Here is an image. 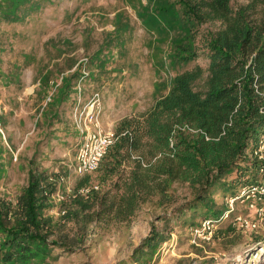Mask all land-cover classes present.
Instances as JSON below:
<instances>
[{"label":"rangeland","instance_id":"obj_1","mask_svg":"<svg viewBox=\"0 0 264 264\" xmlns=\"http://www.w3.org/2000/svg\"><path fill=\"white\" fill-rule=\"evenodd\" d=\"M42 1L39 9L19 20L0 19V197L15 203L31 163L55 184L48 196L50 206L43 212L51 217L49 238L70 246L67 251L54 248L55 258L41 264H115L147 234L150 223L160 225L157 215L189 199L193 188L171 181L163 193L140 200L131 216L121 221L113 210L91 220L79 215L66 219L76 197L107 191L106 203L116 202L120 190L113 183L121 182L118 177L126 176L137 157L133 153L110 174L98 166L82 182L85 185H79L83 176L74 173L73 163L84 122L82 109L96 92L97 127L111 132L122 118L145 114L169 89L175 71L168 55L176 32L157 30L140 20L137 13L145 0ZM248 1L231 0L230 6L235 9ZM248 15L256 16L251 11ZM218 27V21L198 26L196 50L204 48L205 37ZM194 64L205 68L206 61L198 57L186 68ZM186 127L181 128L192 133ZM92 186L96 188L88 193L79 192ZM224 199L214 196L231 213L212 226L208 239L193 236L190 222L171 223L148 264H264V200L257 215L244 203L229 205ZM96 209L97 202L89 211Z\"/></svg>","mask_w":264,"mask_h":264},{"label":"trees","instance_id":"obj_2","mask_svg":"<svg viewBox=\"0 0 264 264\" xmlns=\"http://www.w3.org/2000/svg\"><path fill=\"white\" fill-rule=\"evenodd\" d=\"M230 1L145 0L137 13L157 30L176 32L168 55L175 73L167 92L145 114L117 123L116 140L101 159L100 170L110 174L133 153L137 156L126 176L118 177L121 182L113 183L120 190L117 201L106 203L107 191H94L90 198L72 199L75 207L64 216L91 220L113 210L121 221L131 216L140 200L163 193L171 181L186 182L193 192L157 215L160 225L150 223L147 234L115 264H148L166 240L169 224L187 221L195 226L204 219L216 224L231 210L216 203L214 196L233 197L241 187L262 180L264 160L251 152L264 137V0H249L235 9ZM42 2L0 0V19L19 20ZM249 11L256 16L250 17ZM207 21H218L219 27L205 37L204 48L196 50L198 26ZM198 57L205 59V68H186ZM183 126L195 131L186 132ZM29 165L26 185L15 203L0 197V264H41L55 258L54 248L70 249L49 238L51 217L43 214L50 206L54 181ZM82 176L79 185L87 181L88 175ZM95 202L100 209L89 211ZM194 216L199 219L194 221Z\"/></svg>","mask_w":264,"mask_h":264},{"label":"built area","instance_id":"obj_3","mask_svg":"<svg viewBox=\"0 0 264 264\" xmlns=\"http://www.w3.org/2000/svg\"><path fill=\"white\" fill-rule=\"evenodd\" d=\"M99 108V98L98 94L95 92L91 95L89 102L82 109L84 115V122L82 128L80 129V137L75 149L73 171L77 175H89L93 173L99 166L101 159L106 154L108 148L116 140L114 132L104 131L97 127V112ZM76 109H74V112ZM92 125V128L89 127ZM186 127V126H185ZM190 131L195 130L186 127ZM251 155L257 159L264 160V137L262 136L258 141L257 147H255ZM61 180V176H57ZM48 180H51L48 177ZM92 187H82L79 192L88 193ZM226 203L231 205L232 203L238 201L244 203V205L260 215L261 207L259 203L264 200V174H262V180L257 183H250L240 188L237 195L233 197H228L224 199ZM230 210V208H228ZM228 216L227 212H224L222 218ZM234 220L239 223H244L251 227L254 226L252 222L246 221V219L240 216H234ZM213 222L204 219L198 222L197 225L192 226L193 236L196 234L208 239L212 232Z\"/></svg>","mask_w":264,"mask_h":264},{"label":"crops","instance_id":"obj_4","mask_svg":"<svg viewBox=\"0 0 264 264\" xmlns=\"http://www.w3.org/2000/svg\"><path fill=\"white\" fill-rule=\"evenodd\" d=\"M67 167V166H66Z\"/></svg>","mask_w":264,"mask_h":264}]
</instances>
